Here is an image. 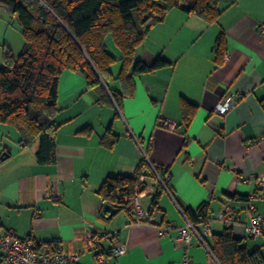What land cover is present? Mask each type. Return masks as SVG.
Masks as SVG:
<instances>
[{
  "label": "crops",
  "instance_id": "1",
  "mask_svg": "<svg viewBox=\"0 0 264 264\" xmlns=\"http://www.w3.org/2000/svg\"><path fill=\"white\" fill-rule=\"evenodd\" d=\"M217 5L220 15L212 24L174 8L150 30L134 60L151 64L162 58L170 65L135 76L134 96L119 107L99 103L82 74L63 72L55 164L39 165L37 144L22 147L19 134L0 124V236L10 229L18 238L32 237L43 246L57 244L53 248L77 255V264H220L196 234L189 243L178 238L189 223L184 211L196 212L205 204L211 235L224 229L218 213L232 208L237 224L231 233L248 252L259 250L264 257L262 236L251 249L244 244L248 236L243 231L248 206L264 209L255 180L264 174V0H217ZM2 25L0 32L7 34ZM221 32L226 50L218 65L214 47ZM3 41L0 66L3 47L10 48L5 36ZM111 44L107 38L106 49L113 53ZM116 50L108 52L119 58ZM116 63L111 67L114 76L120 70ZM109 87L120 90L117 81ZM224 98H231L234 106L225 115L215 113ZM182 100L197 107L188 125L182 121ZM162 119L172 121L175 129L162 128ZM85 128L90 132H82ZM142 161L149 168L139 178L141 209L150 208L157 196L150 219L137 221L132 208L121 211L124 217L118 220L114 217L120 212L103 219L100 185L109 176L133 175ZM165 225L172 230L162 235ZM200 228L196 231L202 234ZM89 232L117 236L116 243L101 240L99 252L108 253L116 245L125 252L99 263L98 251L85 243ZM210 238L204 237L205 242ZM4 262L0 253V264Z\"/></svg>",
  "mask_w": 264,
  "mask_h": 264
},
{
  "label": "trees",
  "instance_id": "2",
  "mask_svg": "<svg viewBox=\"0 0 264 264\" xmlns=\"http://www.w3.org/2000/svg\"><path fill=\"white\" fill-rule=\"evenodd\" d=\"M180 5H184L183 11L188 16L199 17L208 24L214 23L220 15L217 0H0V7L5 8L20 25L23 37L18 55H13L9 47H3L0 124L19 134L18 144L22 147L37 144L35 157L39 165L55 164V138L59 129L55 118L63 72L82 74L87 88L98 95L99 103H114L119 107L122 100L134 96L135 76L170 65L162 58L151 64L135 61L134 53L150 30ZM108 37L119 50V58L107 51ZM214 48L216 64L222 65L226 50L222 32ZM116 62L120 63V70L114 76L111 67ZM115 81L119 83V91L109 87ZM181 108L183 124L188 125L197 107L182 100ZM82 132L88 133L90 128ZM148 168V164L142 161L131 176L107 177L97 195L104 204L118 209V213H130L139 178ZM153 168L156 172L161 171ZM162 176L164 179L168 173L163 171ZM156 198L152 200L153 207H156ZM204 205L196 212L184 211L187 221L195 227L207 220L203 212L208 207ZM44 244L57 249V246L53 248L57 244L53 247ZM206 245L220 264H264L260 251L248 252L230 228L212 234Z\"/></svg>",
  "mask_w": 264,
  "mask_h": 264
},
{
  "label": "built area",
  "instance_id": "3",
  "mask_svg": "<svg viewBox=\"0 0 264 264\" xmlns=\"http://www.w3.org/2000/svg\"><path fill=\"white\" fill-rule=\"evenodd\" d=\"M235 102L231 98L222 99L214 108V112L220 115H225L233 106ZM162 128L166 130H174L175 125L169 119L161 120ZM260 142L264 143V137L260 139ZM167 177V176H166ZM256 183L258 186V198L264 204V174L256 177ZM143 179H140L142 182ZM141 186H138L135 190L137 195L131 208L136 213L137 221H146L150 219L154 213L155 208L151 206L147 210H142L140 206V197L142 194ZM52 200H57L58 196H53ZM204 215L208 216V212L204 211ZM216 219L222 223L224 228L232 229L236 224V215L232 208H224L221 210ZM202 234H199L190 223L186 228L178 231V238L189 243L192 234H196L200 242L206 246L204 237L211 236L210 219L207 218L205 222L201 224ZM171 227L165 225L160 229V234L166 235L171 231ZM244 233L251 238L264 237V209L262 212H258L252 205L248 206V220L243 225ZM107 239L113 243H116L117 236L114 234L103 233H87L85 243L87 249L93 252H97L96 260L99 263H104L108 255L118 256L125 252V247L122 245L114 246L108 253L99 252V243L101 240ZM0 253L6 264H77V255H71L65 253L61 249H52L47 246L41 245L33 238H18L13 231L8 230L0 236ZM189 264V263H187Z\"/></svg>",
  "mask_w": 264,
  "mask_h": 264
},
{
  "label": "rangeland",
  "instance_id": "4",
  "mask_svg": "<svg viewBox=\"0 0 264 264\" xmlns=\"http://www.w3.org/2000/svg\"><path fill=\"white\" fill-rule=\"evenodd\" d=\"M5 19H6V21H5ZM0 23L3 24L2 26L5 27L7 29V31H9V32H7V34L3 31L0 32V34H1L0 35L1 36L0 44L2 45L4 43L3 38L5 36L6 42L9 44L8 46H10V49H11L13 55H15V56L18 55L20 53V42H21L20 36L22 35L20 25L11 16V14H9V12L5 8H2V7H0ZM108 39L112 43L111 38L108 37ZM111 45H112L111 47L114 50V52L111 53L110 47H108V51L113 55L115 53V51H117V50L113 44H111ZM115 65H118V63H115ZM123 217H124V214L120 212V214H118L114 218H115V220H118V219L123 218ZM256 239H258V238L250 239L247 237L244 240V244L247 243L248 247L252 249V244H254L253 241L256 242L257 241ZM259 242H260V246L262 245V248H264V239L262 237H260ZM254 246H256V244ZM4 264H5V262H4Z\"/></svg>",
  "mask_w": 264,
  "mask_h": 264
},
{
  "label": "water",
  "instance_id": "5",
  "mask_svg": "<svg viewBox=\"0 0 264 264\" xmlns=\"http://www.w3.org/2000/svg\"><path fill=\"white\" fill-rule=\"evenodd\" d=\"M184 5H180V9H183ZM116 213H118V209L114 208L109 204H104L100 216L105 220H110Z\"/></svg>",
  "mask_w": 264,
  "mask_h": 264
},
{
  "label": "bare ground",
  "instance_id": "6",
  "mask_svg": "<svg viewBox=\"0 0 264 264\" xmlns=\"http://www.w3.org/2000/svg\"><path fill=\"white\" fill-rule=\"evenodd\" d=\"M224 97H225V96H224ZM231 97H232V96H231ZM219 102H220V101H219ZM163 181H164V180H163ZM163 183H164V182H163ZM141 185H142V184H141ZM141 185H140V186H141ZM143 188H144V187H143ZM141 193H144V191L141 192ZM204 206H205V205H204ZM201 208H202V207H201ZM201 208H200V210H201ZM204 208H205V207H204ZM200 212H201V211H200ZM202 212H203V211H202ZM198 213H199V212H198ZM199 214H200V213H199ZM200 215H201V214H200ZM203 217H204V216H203ZM207 218H208V217H207ZM204 219H205V218H204ZM205 220H206V219H205ZM202 223H203V222H202ZM202 223H201V224H202ZM194 226H195V225H194ZM199 226H200V225H199ZM197 228H200V227H197ZM197 228H196V229H197ZM196 229H195V230H196ZM200 229H201V228H200ZM9 230H10V229H9ZM200 232H201V231H200ZM1 236H2V235H1ZM218 263H219V262H218Z\"/></svg>",
  "mask_w": 264,
  "mask_h": 264
}]
</instances>
